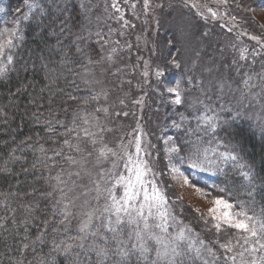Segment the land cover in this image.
<instances>
[{"label": "snow or ice", "instance_id": "6c2138e0", "mask_svg": "<svg viewBox=\"0 0 264 264\" xmlns=\"http://www.w3.org/2000/svg\"><path fill=\"white\" fill-rule=\"evenodd\" d=\"M22 3L27 11L17 8L18 18L13 21V26L0 29V77H6L10 71L16 70L18 42L23 39L20 24L29 19L32 9L37 6L30 0H22ZM215 3L217 10L206 4L203 6L206 11L201 10L198 3L186 2L185 7L195 10L196 15L205 21L227 16V11L221 14L218 9L220 6L227 8L229 0H215ZM149 6L150 0H143V7L148 9ZM111 7L119 14L115 19L122 21L123 27H128L129 21L124 18V10L119 6V0H112ZM132 8H135L134 4ZM230 19L235 21L236 17L232 16ZM221 27L226 28L228 32L233 31L227 23L221 24ZM112 31L109 29L108 35H111ZM96 35L100 37L103 49V45L109 41L104 39L100 32ZM240 35L255 41L260 50L254 48L250 53L247 47L241 48L239 60L248 61L251 55V63L255 64V57L264 55V38L249 35L247 31L238 33V36ZM114 43L119 45L118 40ZM117 51V47L111 48L112 54ZM111 58L109 55L108 59ZM89 63L93 61L89 59ZM232 63L236 64L237 61ZM172 64L180 66L176 59H172ZM147 69L148 64L145 62L144 77L149 76ZM154 75L159 82L165 73L157 67ZM219 87L222 91L225 84L222 82ZM237 90L240 91L242 100H248L249 106L259 104L264 108V64L260 72H245ZM166 91L174 96L172 103L185 104L182 81H175L174 86L167 87ZM103 95L106 99L107 94ZM69 99L75 100L71 96ZM91 99L99 100V96H93ZM88 102L84 101L85 104ZM199 103L202 108L195 109L191 116V119L196 121V127L186 129L193 139L185 143H177L172 137L164 140L168 161L165 169L169 178L178 182L181 187L194 188L211 205L204 211L200 208L192 209L204 222L211 238H203L190 224H185L180 219L183 209H179L178 213L177 205L183 203V198L176 195L173 200L164 187L165 173L155 167V145L147 139L141 125L137 123L136 129L133 130L136 134L127 143L124 140L112 143L106 139V134L112 130L106 127L100 115L107 114L108 109L94 107L84 115L79 111L73 113L71 127L57 121L65 129L64 133L57 134L63 136L64 146L73 153L65 156V162L78 169L67 173L68 180L62 179L60 174L55 177L57 186H64L59 189L61 199L57 201L58 204H63L60 212L63 219L59 221V225L68 233L73 219L77 220V224L74 235L67 234L59 242L55 239L52 241V253L63 254L66 259H71L72 264H79L82 255L87 264H264V207L258 206L255 201L258 194L255 182L257 179L264 181V178L255 175L249 165L241 162V149L238 141L233 142L235 133L231 124L219 115V111L224 109L218 111L203 101ZM115 115L119 116L120 113ZM123 115L127 116L128 113ZM240 116L241 113L237 110L233 119ZM188 119L181 116L182 122ZM173 126L181 127L180 124ZM93 128L95 131H92ZM48 130L55 131L52 127ZM220 131H223V137L219 135ZM73 134L75 142L70 139ZM40 150L44 151L43 148ZM63 152V149H53V156L60 157ZM158 155L159 153L157 157ZM183 165H187V168L182 171ZM229 166L236 169L246 182L248 191L245 199L233 195L229 189L217 188L216 185H212V188L220 194L212 196L211 192L199 187L190 178L189 169L223 175ZM245 168L247 171H244ZM82 173L88 178L90 186H79L82 189L80 196L85 199L78 212L73 213L69 206L76 207L75 201L80 197H69V193L74 192L77 185L73 180L69 186L68 181L72 180L73 176L82 179ZM47 223L45 221V224ZM0 227H3V223H0ZM59 230L53 228V231ZM44 234L41 232L36 241L22 242L21 251L28 250L37 241L43 242ZM31 251L35 260L28 261V264H49L45 257L36 255V248L32 247ZM17 264H24V260H18Z\"/></svg>", "mask_w": 264, "mask_h": 264}, {"label": "rangeland", "instance_id": "374dc122", "mask_svg": "<svg viewBox=\"0 0 264 264\" xmlns=\"http://www.w3.org/2000/svg\"><path fill=\"white\" fill-rule=\"evenodd\" d=\"M30 2L37 5L32 9L34 10L41 0ZM59 2L63 5L56 7L60 19L51 26L54 28L59 24L60 28L64 29L62 28L65 26L64 22L72 24L66 8L73 7L77 9L76 15L79 18H75L78 24L74 27L72 37L74 41L84 40L77 47L84 55L83 65L78 68L77 76L84 93L81 100L75 101L76 105L72 106L71 111L74 113L79 111L84 115L94 107L107 108L108 113L100 115L106 127L112 130L106 134V139L112 143H118L120 140L127 143L136 134L133 130L139 123L147 134V139L155 145L153 149L155 167L165 173L164 187L173 200L176 199V195L183 198V203L177 205L178 213L179 209H183L180 219L185 224H190L203 238H211V233L207 231L204 222L192 210L200 208L204 211L211 205L194 188L181 187L178 182L168 177L165 169L168 161L164 151L166 147L164 140L172 137L177 143H185L193 139L186 129L196 127V121L192 120L191 116L195 109L202 108L199 101L211 105L218 111L223 108L219 115L230 124L242 122L248 130L264 134V108L259 104L249 106L248 100H242L240 91L237 90V85L245 72H260L264 64V55L255 57V64L251 63L253 59L251 55L248 61L239 60L241 48L247 47L250 53L254 48L260 49L248 36H238V33L247 31L249 35L264 38V0H229L227 8L220 6L218 9L221 14L227 11V16L207 21L196 15L195 10L185 7V3H198L201 10L205 11L203 7L205 4L217 10L215 0H150L148 9L143 7V0L127 2L119 0V6L124 10V18L129 21L128 27H123L122 21L115 19L119 14L111 7L112 0H59ZM8 4L9 0H0V29L12 27L13 21L18 18L17 12L13 18L8 15ZM18 8L27 11L22 1ZM65 13L66 18L63 21ZM232 16L236 17L235 21L230 19ZM224 23L232 27L233 31L228 32L226 28H222L221 24ZM109 29L113 30L111 35H108ZM97 32L109 41L103 45V49ZM117 40L119 45L114 43ZM90 43H94L99 50H91ZM112 47H117L116 54L111 53ZM109 55L111 59H108ZM89 59L93 63H89ZM172 59L178 60L180 66L173 65ZM234 60L237 61L236 64L232 63ZM145 62L148 64V77L143 76ZM157 67L165 73L159 82L154 75ZM177 80L182 81L185 90L184 105L172 103L174 96L166 91V88L173 87ZM222 82L225 87L221 91L219 85ZM103 93L107 94L106 99ZM93 96H99V100L91 99ZM85 100L89 102L85 104ZM68 106L70 108V104ZM237 110L241 116L234 120ZM125 112L128 113L127 116L123 115ZM115 113L120 115L117 116ZM182 115L189 119L182 122ZM174 124H180L181 127L176 128ZM76 158L79 159V156ZM181 168L183 171L187 165ZM77 170L75 166L68 165L62 171V177L68 180L67 173ZM189 171L193 183L204 187L212 196L220 194L210 186L214 185L218 175L191 169ZM81 175L82 179L73 176L72 180L68 181L69 186L73 180L77 185L74 192L69 193V197L74 195L80 197L75 201L76 207L69 206L73 213L78 212L85 199L84 196H80L82 189L79 186H90L88 178L84 177L83 173ZM57 185L56 194L60 200L59 189L64 186ZM216 186L224 188L222 185ZM72 223L76 229L77 220L73 219Z\"/></svg>", "mask_w": 264, "mask_h": 264}, {"label": "trees", "instance_id": "16d2710c", "mask_svg": "<svg viewBox=\"0 0 264 264\" xmlns=\"http://www.w3.org/2000/svg\"><path fill=\"white\" fill-rule=\"evenodd\" d=\"M21 1L9 0L7 13L11 18ZM58 5H62L59 0H41L29 19L21 23L23 39L18 42L16 70L0 77V264H17L21 259L24 264L34 262L32 247L49 264H72L63 254L51 252L54 239L59 242L65 235L75 234L73 223L68 233L59 225L63 206L57 203L55 177L60 174L64 179L62 169L68 167L65 156L73 153L64 146L63 136L57 134L65 131L57 121L71 127V108L83 97L77 76L84 55L77 47L84 40H73L78 24L75 18H79L73 7L66 8L72 24L64 22V29L58 23L51 26L60 19ZM65 18L66 13L63 21ZM89 46L99 50L94 43ZM49 127L55 131L49 132ZM231 129L235 133L233 142H239L241 162L264 178V134L248 130L242 122L232 123ZM219 135L223 137V131ZM70 139L75 142L74 134ZM53 149L64 152L54 157ZM225 173L218 175L213 184L245 199L248 188L244 179L230 166ZM255 183L256 204L264 207V181L257 179ZM41 232L45 233L43 242L37 241L21 251L22 242L36 241ZM79 264H87L83 256Z\"/></svg>", "mask_w": 264, "mask_h": 264}]
</instances>
